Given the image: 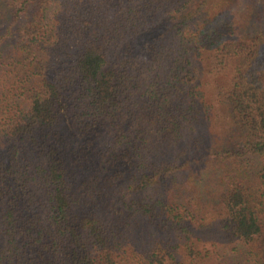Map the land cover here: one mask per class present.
I'll return each instance as SVG.
<instances>
[{
	"label": "trees",
	"instance_id": "1",
	"mask_svg": "<svg viewBox=\"0 0 264 264\" xmlns=\"http://www.w3.org/2000/svg\"><path fill=\"white\" fill-rule=\"evenodd\" d=\"M259 13L0 0V264H264Z\"/></svg>",
	"mask_w": 264,
	"mask_h": 264
},
{
	"label": "rangeland",
	"instance_id": "2",
	"mask_svg": "<svg viewBox=\"0 0 264 264\" xmlns=\"http://www.w3.org/2000/svg\"><path fill=\"white\" fill-rule=\"evenodd\" d=\"M55 6H56V4H52L49 7V9L47 10V13H48V16L49 17L52 15V11H53V9H54ZM34 10H35V7L33 5L32 8H31V10L28 9L26 12H24L21 15V16H23V18L21 19V21L22 22H25V21H27V19H30L32 17V13L34 12ZM255 14L257 15L256 11H255ZM259 16H260L259 20H262L264 18V14H262V13H259ZM9 21H10V18H9L8 21L7 20L6 21L5 20L2 21L1 26H0V35L2 33H4L5 28L7 27ZM16 24L17 23H13V25H11V29L12 30L15 29ZM5 52H7V50H5ZM251 163H252V161H251ZM117 205H118V202L116 200V197L115 196L108 195L106 197V199L104 200V203L100 207L103 209V211L109 213V212H112L113 207H116ZM260 223H261L262 232L264 233V214H263V216L260 219Z\"/></svg>",
	"mask_w": 264,
	"mask_h": 264
}]
</instances>
